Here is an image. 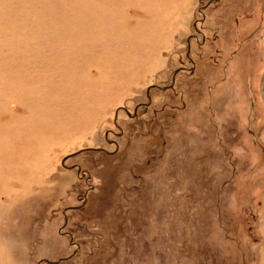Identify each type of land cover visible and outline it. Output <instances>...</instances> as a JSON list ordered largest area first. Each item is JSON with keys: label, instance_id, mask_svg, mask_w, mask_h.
I'll return each instance as SVG.
<instances>
[{"label": "rangeland", "instance_id": "obj_1", "mask_svg": "<svg viewBox=\"0 0 264 264\" xmlns=\"http://www.w3.org/2000/svg\"><path fill=\"white\" fill-rule=\"evenodd\" d=\"M0 264H264V0H0Z\"/></svg>", "mask_w": 264, "mask_h": 264}]
</instances>
